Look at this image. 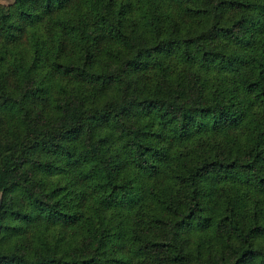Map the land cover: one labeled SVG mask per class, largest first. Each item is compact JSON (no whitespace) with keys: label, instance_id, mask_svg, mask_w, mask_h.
<instances>
[{"label":"trees","instance_id":"trees-1","mask_svg":"<svg viewBox=\"0 0 264 264\" xmlns=\"http://www.w3.org/2000/svg\"><path fill=\"white\" fill-rule=\"evenodd\" d=\"M0 264H264V0L0 3Z\"/></svg>","mask_w":264,"mask_h":264},{"label":"rangeland","instance_id":"rangeland-1","mask_svg":"<svg viewBox=\"0 0 264 264\" xmlns=\"http://www.w3.org/2000/svg\"><path fill=\"white\" fill-rule=\"evenodd\" d=\"M14 0H0L1 4H10L12 3Z\"/></svg>","mask_w":264,"mask_h":264}]
</instances>
